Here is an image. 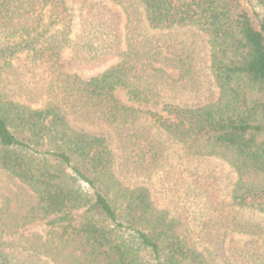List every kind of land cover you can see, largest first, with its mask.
I'll return each instance as SVG.
<instances>
[{
  "label": "trees",
  "instance_id": "16d2710c",
  "mask_svg": "<svg viewBox=\"0 0 264 264\" xmlns=\"http://www.w3.org/2000/svg\"><path fill=\"white\" fill-rule=\"evenodd\" d=\"M74 3L70 38L65 0H0V264H217L204 234L264 240L219 214L205 233L185 228L149 185L195 184L198 161L220 159L233 205L264 219V0ZM65 48L73 70L119 62L84 80L60 70ZM50 218L44 236L25 234Z\"/></svg>",
  "mask_w": 264,
  "mask_h": 264
},
{
  "label": "rangeland",
  "instance_id": "374dc122",
  "mask_svg": "<svg viewBox=\"0 0 264 264\" xmlns=\"http://www.w3.org/2000/svg\"><path fill=\"white\" fill-rule=\"evenodd\" d=\"M65 3L71 8L73 15L70 35V38H73L79 24L77 6L74 0H65ZM111 5L113 4L111 3ZM113 6L116 7V5ZM145 27L147 26L145 25ZM148 32L155 33V31L151 30H148ZM178 33L184 39H190L192 36V32L188 29L179 30ZM196 43L197 50L204 57L206 55L205 49H203L204 43L201 41ZM68 56V49H63L59 58L60 70L65 74H77L84 80L102 73L109 66L119 62V59H117L105 68L94 71H81L70 69L68 66ZM203 70L204 72L200 78L203 88L201 91L204 92V97L209 101L215 100L219 94L218 89L207 71ZM168 73L174 79L180 76V72L177 69L168 70ZM196 101V99L190 100V103L194 104ZM182 170H184V166L179 171L181 172ZM198 172L201 177L195 184L191 185L188 181L181 184V181L176 182L173 179H165L161 174L158 175L160 177L153 178L149 185L152 189V199L156 208L168 210L171 216L180 219L181 224L190 230H194L195 227L202 229V226L205 224L202 229L204 233L208 231V227H206L207 220L213 214H219L220 217L234 223L247 220L250 223L255 222L260 224L264 231V219L262 217L255 214L251 215L249 210L240 212L238 207L233 205L231 191L235 173L226 162L216 158L200 160L198 161ZM183 175L186 176V173H183ZM75 217L78 222L80 215L76 213ZM52 219L35 223L25 230V234L38 233L44 236L50 228L49 221ZM204 240L207 243V249L211 251L217 264H264L263 258L258 259L255 256L256 253H254V251H257L262 254L264 250V240L258 236H253L237 229H229L220 236V239H217L212 234L209 236L204 234ZM252 240H256V243L251 251L249 250L251 248L249 244Z\"/></svg>",
  "mask_w": 264,
  "mask_h": 264
}]
</instances>
